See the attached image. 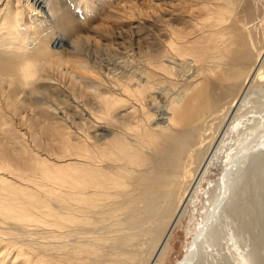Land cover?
I'll use <instances>...</instances> for the list:
<instances>
[{"label":"bare ground","instance_id":"bare-ground-1","mask_svg":"<svg viewBox=\"0 0 264 264\" xmlns=\"http://www.w3.org/2000/svg\"><path fill=\"white\" fill-rule=\"evenodd\" d=\"M102 1L0 0V264H155L220 159L209 198L264 264L263 7L180 0L204 26L169 27L129 72L73 40L71 10ZM203 239L179 264H222Z\"/></svg>","mask_w":264,"mask_h":264},{"label":"rangeland","instance_id":"rangeland-1","mask_svg":"<svg viewBox=\"0 0 264 264\" xmlns=\"http://www.w3.org/2000/svg\"><path fill=\"white\" fill-rule=\"evenodd\" d=\"M123 1L105 0L97 8H92V11L81 4L75 5L71 10V16L79 27L78 33L72 34L73 40L75 42L79 40L82 45L79 41L76 43L86 48L85 51L87 49L90 51L87 54L83 51L81 57L87 58L94 53L95 55L107 53L112 56H123L126 53L130 57L127 58L125 67L129 72H133L140 66L135 60V63L133 61V64H130L133 60L132 56L135 54L137 56L142 50L148 52L147 48L156 46L160 40H166L168 37H165V34L167 30H170L169 27L176 34L183 32L196 35L205 24L195 12H192L194 9L192 6L180 0ZM263 1L255 0L258 6L261 5L259 9L261 7L264 9ZM261 13L264 15V10H261ZM156 47L149 51L153 56L159 54L153 51ZM183 67H186L185 63ZM79 85L84 84L81 82ZM256 90L248 96L256 99L264 98V92H255ZM220 160L216 164L213 163L203 182L196 181L189 195L190 203L179 208V215L182 214L171 225L165 251L155 264H179L191 251L190 248L194 247V244L197 245V238L203 233L206 236V240L203 239L204 252L215 251L213 255L210 254V260L217 255L222 264H254L247 249L244 252L232 237L231 228L234 225V218H225L221 209H218L217 213L216 206L220 202L216 198H209V192L214 186L216 190L219 189L218 181L228 164L226 159H223L224 163ZM212 227H219L222 238H226L224 242H217L214 248L208 246L209 239H207V232ZM32 238L35 239V236Z\"/></svg>","mask_w":264,"mask_h":264}]
</instances>
